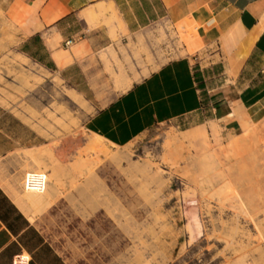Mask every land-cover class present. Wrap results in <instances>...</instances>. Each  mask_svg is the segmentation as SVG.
Wrapping results in <instances>:
<instances>
[{"label": "rangeland", "instance_id": "1", "mask_svg": "<svg viewBox=\"0 0 264 264\" xmlns=\"http://www.w3.org/2000/svg\"><path fill=\"white\" fill-rule=\"evenodd\" d=\"M157 28L159 61L145 44L135 57L150 64L106 72L163 65L175 33ZM89 97L0 37V146L15 147L0 180L18 198L45 195L34 223L65 264H264L263 125L230 134L196 114L113 146L84 129ZM29 174L46 175L44 189L26 188Z\"/></svg>", "mask_w": 264, "mask_h": 264}, {"label": "crops", "instance_id": "2", "mask_svg": "<svg viewBox=\"0 0 264 264\" xmlns=\"http://www.w3.org/2000/svg\"><path fill=\"white\" fill-rule=\"evenodd\" d=\"M160 25L175 33L163 65L147 75L144 66L106 72V64H150L135 57L145 44L159 61ZM1 36L46 70L87 85L93 111L84 129L113 146L196 114L230 134L264 127V0H0ZM10 151L0 146V160ZM40 197L32 206L0 180V264L22 254L30 264H65L34 223L44 212Z\"/></svg>", "mask_w": 264, "mask_h": 264}, {"label": "bare ground", "instance_id": "3", "mask_svg": "<svg viewBox=\"0 0 264 264\" xmlns=\"http://www.w3.org/2000/svg\"><path fill=\"white\" fill-rule=\"evenodd\" d=\"M99 141H97V142H99ZM97 142H96V144H97ZM98 144H97V146H98ZM99 146H100V144H99ZM31 179H34V181L31 182ZM45 182H46V175H44V174H29V175L26 176V178L24 180V186L26 188L32 190V191H37V190L44 189ZM23 193L25 194L26 199L28 200V202L30 204H32V206H40V205H42V200H41L42 198L39 197L38 195L26 193L25 190H24ZM45 201H46V197L44 195V211H46L49 208V206L45 203Z\"/></svg>", "mask_w": 264, "mask_h": 264}, {"label": "built area", "instance_id": "4", "mask_svg": "<svg viewBox=\"0 0 264 264\" xmlns=\"http://www.w3.org/2000/svg\"><path fill=\"white\" fill-rule=\"evenodd\" d=\"M73 41H69V42H66V46H69L70 44H72ZM34 179H31V182H33ZM13 264H30V258L28 255H18L14 261H13Z\"/></svg>", "mask_w": 264, "mask_h": 264}]
</instances>
